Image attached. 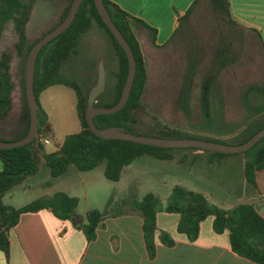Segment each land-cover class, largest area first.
Masks as SVG:
<instances>
[{
    "label": "rangeland",
    "instance_id": "rangeland-1",
    "mask_svg": "<svg viewBox=\"0 0 264 264\" xmlns=\"http://www.w3.org/2000/svg\"><path fill=\"white\" fill-rule=\"evenodd\" d=\"M29 1L32 11L26 26L27 45L43 35L55 12H64L70 3V0ZM138 36L146 55L148 89L142 98L143 105L138 109V121L131 127L133 133L238 145L264 125V47L256 31L230 20L209 0H201L189 18L181 19V27L168 48L154 50L152 33L144 29L138 30ZM18 41L14 23L8 20L0 38V54L7 52L11 55V73L20 87L17 93V104H20L26 63L25 51L18 52ZM198 41L201 43L198 51L202 56V67L195 70ZM51 46H47L46 54ZM77 50L62 63L58 79L77 84L83 94L88 95L94 72L99 74L101 63L97 59L102 57L105 90L99 97V103L111 104L117 92L119 58L109 34L93 22L82 34ZM74 90L63 87L39 95L43 110L61 137L76 130V126L80 127ZM17 107L9 112L10 125L19 123L22 111L21 106ZM263 147L264 141L243 153L206 151L197 156L195 163L189 159L179 167L171 162L164 163L163 166L168 168L164 181L162 171L151 173L152 162L159 161L150 155L138 157L132 163L133 167H129L138 165V182L130 176L133 169L127 167L123 168L119 181H112L104 174V162L84 172L70 165L63 175L52 176L45 185L27 181V186H15L3 200L19 207L64 191L79 198L80 212L88 207L124 211L147 193H153L164 202L174 185H190L193 189L206 191L208 199L222 207L250 202L251 197L264 202V173L260 175V188L257 190L245 181L254 190L250 194L244 185L243 171L245 161L255 159ZM184 150L195 149H172ZM46 193L50 194L44 196Z\"/></svg>",
    "mask_w": 264,
    "mask_h": 264
},
{
    "label": "trees",
    "instance_id": "trees-1",
    "mask_svg": "<svg viewBox=\"0 0 264 264\" xmlns=\"http://www.w3.org/2000/svg\"><path fill=\"white\" fill-rule=\"evenodd\" d=\"M73 1L70 0L58 23L52 29L66 18ZM103 1L114 23L124 34L133 49L137 61V72L127 104L117 112L96 115L94 120L99 128L122 126L133 132L131 127L138 121L135 113L143 105L142 97L147 83L146 63L139 39L134 32L133 24L138 22L150 29L153 38H155L156 29L149 26L145 21L133 17L111 0ZM209 2L215 9H219L228 17H231L229 0H209ZM31 11L32 3L29 0H2L0 7V38L6 22L12 20L19 38L17 49L19 53L25 51V63L32 46L52 30L27 45L26 26L30 20ZM188 17L189 13L185 18ZM93 22L98 23L107 31L119 58L117 92L114 101L111 104L99 103L98 101L95 105L102 107L113 106L121 97L129 71L127 54L109 27L104 23L94 0H83L72 24L63 33L46 44L41 49L37 59L34 91L38 103V132L40 138H52L53 130L41 106L39 95L48 86L62 82L58 79L62 63L77 52L82 34L91 27ZM48 45L52 46L51 50L46 54L45 50ZM40 64L41 69H39ZM10 68L11 55L7 52L1 53L0 83L2 92L0 95V121L7 119L12 107L14 82ZM23 77L22 103L24 115L27 116L24 119V130L10 139L0 138V140H19L29 132L31 119L26 97L25 66ZM66 84L73 87L76 91V108L82 124L80 132L67 135L59 149L50 153L42 152L44 143L41 141L38 145L32 142L25 146L10 149L0 148V159L4 165L0 171V250L4 252L7 259H9L10 255V230L18 224L22 213L50 209L58 218L74 221L78 228L83 231L87 240L92 241L96 238L98 226L111 211L109 207L104 210L90 208L85 214V221L79 224L76 220L79 198L70 196L64 191H58L52 196L33 200L21 207L6 204L3 201L5 194L20 184L25 177L35 174L42 160L50 168L53 177L63 175L70 165H74L78 171L84 172L90 171L98 166L99 163L104 162L106 178L112 181H119L123 168L138 157L144 155H150L158 159H169L172 157L171 151L174 148L149 146L119 139H106L94 134L85 118L87 95L83 94L77 84ZM263 128L264 125L256 128L242 143L248 141ZM263 141L264 137L256 145ZM243 171L246 180L253 184L256 189H259L260 175L264 173V147L255 156V159L245 161ZM132 208L140 211L144 218L145 240L152 257L156 253L154 244L157 229L156 215L158 211L164 210L169 213L180 214L178 231L185 234L190 240H195L198 237L201 223L207 217L213 216L214 230L219 234L226 231L229 233L230 245L234 252L254 262L264 264V213L255 202H243L231 208H224L211 202L203 193L195 192L182 185H175L165 203H162L161 199L153 193H147L142 200H134ZM161 238L167 244H172V240L168 239L166 233H162Z\"/></svg>",
    "mask_w": 264,
    "mask_h": 264
},
{
    "label": "crops",
    "instance_id": "crops-1",
    "mask_svg": "<svg viewBox=\"0 0 264 264\" xmlns=\"http://www.w3.org/2000/svg\"><path fill=\"white\" fill-rule=\"evenodd\" d=\"M111 1L118 4L133 17L139 18L152 28H155L156 35L155 38L152 37L153 49L162 50L168 48L173 43L181 27V19L185 18L188 13L190 17V15L197 10L201 0ZM229 4L231 14V17L229 16L230 20L249 28L251 31H256L264 47V0H229ZM62 13L63 10L53 14L42 34L51 30L58 23ZM133 29L139 39L144 58H146L143 42L138 36V30L144 29L149 32L151 31L138 22L133 24ZM200 44V41L196 44L198 47L196 48L197 51L201 49ZM199 51L195 53V70L202 67V56ZM97 61L101 64L104 62L102 57H98ZM184 70H186V68ZM11 76L14 82V89L12 91V107L10 111H15L13 108L19 105L21 106L22 114L19 117V123L16 125H10V115H8L7 119L0 121V138L2 139H10L23 132L25 126L24 119L27 117L24 115L22 101L20 100V104H17V93L20 87L14 80L12 73ZM97 81L98 73L94 72V77L88 92ZM63 87L70 91L74 90L70 85L60 82L48 86L42 91V94L48 90ZM147 89L148 86L145 88L143 99ZM42 105H44L43 107L45 108V104L42 103ZM135 114L138 116V110ZM49 123L53 130V137L43 138L49 140V143H44L43 153H50L58 150L67 135L82 130V124L79 120V128L76 126V130L71 133H66L61 137L56 132L51 120ZM1 133H3V135H1ZM45 148H47V150ZM171 153L172 157L169 159L156 158L159 162H152L154 167H151L153 169L151 173L154 174L155 172L162 171L163 181L165 180L164 174L168 169L163 166L165 165L164 163L171 162L172 165L176 167L183 165L185 161L189 159L195 163L197 156L206 153V151L195 149L191 151H171ZM191 155L193 157H191ZM137 159L138 158L134 161ZM132 163L124 168L133 167L131 166ZM3 167V162L0 159V171ZM129 169H133L130 170L131 178L136 179V182H138V165ZM51 178L50 168L46 165L44 160H42L37 172L25 177L18 185L27 186V181L29 183L38 181L40 185H45L49 183ZM244 179L245 188L246 190H250L251 194L254 190L250 189L245 182L247 181L245 177ZM182 186L195 192L203 193L208 198V193H206V191L193 189L190 185ZM254 189L257 190L255 187ZM49 194L50 193H46L44 196ZM251 198L252 201L250 202H258L257 205L264 213L263 199ZM166 200L163 202L161 199L162 203H165ZM90 208L96 207H88L83 212H80L77 207L76 220L79 224L85 221V214ZM156 220L157 229L154 237L156 253L152 257L150 256L145 240L144 218L140 211L134 210L132 207L124 211H110L108 216L98 226L96 238L92 241L87 240L83 231L78 228L74 221L62 220L50 209L22 213L18 224L10 230L9 259H7L4 252L0 250V264H260L232 250L229 233L226 231L219 234L214 230L213 216L207 217L201 223L200 232L195 240H190L185 234L178 231L180 214L160 210L157 212ZM162 233L167 234L168 239L172 240V244H167L162 240Z\"/></svg>",
    "mask_w": 264,
    "mask_h": 264
},
{
    "label": "water",
    "instance_id": "water-1",
    "mask_svg": "<svg viewBox=\"0 0 264 264\" xmlns=\"http://www.w3.org/2000/svg\"><path fill=\"white\" fill-rule=\"evenodd\" d=\"M83 0H74L70 11L66 18L58 24L54 29L46 33L41 39H39L31 48L25 64V86L26 97L30 112V128L26 136L19 140L7 141L0 140V148L10 149L18 146H25L32 142L36 145L40 142V135L38 132L39 125V113L38 103L34 91L35 71L39 53L41 49L52 41L54 38L63 33L74 21ZM96 8L103 19L104 23L109 27L114 37L120 43L125 50L128 61L129 71L126 82L124 84L121 97L119 101L113 106L102 107L95 104L99 101L100 95L105 90V70L103 64L100 65L97 83L91 88L87 95V109L85 113L86 121L88 122L91 131L99 137L106 139H119L149 146L163 147V148H196L199 151H212L221 153H243L251 149L259 140L264 137V128L253 135L248 141L238 145H227L210 140L197 139V138H161L156 136H147L135 134L128 131L122 126H111L107 128H99L95 123V116L99 114H110L121 110L128 102L132 86L135 80L137 72V61L133 52V49L120 31V29L114 23L112 16L110 15L103 0H94ZM2 0H0V7ZM2 92V86L0 83V95Z\"/></svg>",
    "mask_w": 264,
    "mask_h": 264
},
{
    "label": "built area",
    "instance_id": "built-area-1",
    "mask_svg": "<svg viewBox=\"0 0 264 264\" xmlns=\"http://www.w3.org/2000/svg\"><path fill=\"white\" fill-rule=\"evenodd\" d=\"M40 141L43 142V143H45V144L49 143V140L43 139V138H40Z\"/></svg>",
    "mask_w": 264,
    "mask_h": 264
},
{
    "label": "flooded vegetation",
    "instance_id": "flooded-vegetation-1",
    "mask_svg": "<svg viewBox=\"0 0 264 264\" xmlns=\"http://www.w3.org/2000/svg\"><path fill=\"white\" fill-rule=\"evenodd\" d=\"M10 70H11V68H10ZM256 145V144H255Z\"/></svg>",
    "mask_w": 264,
    "mask_h": 264
}]
</instances>
